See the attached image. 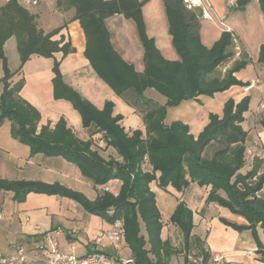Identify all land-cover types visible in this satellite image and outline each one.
<instances>
[{"label":"trees","instance_id":"16d2710c","mask_svg":"<svg viewBox=\"0 0 264 264\" xmlns=\"http://www.w3.org/2000/svg\"><path fill=\"white\" fill-rule=\"evenodd\" d=\"M147 1L58 0L59 8L75 10L74 18L80 21L87 39L85 55L96 74L129 104L139 107L144 103L140 114L145 130L137 128L130 133L121 123L122 116L114 115L112 101H106L102 109L97 108L65 82L60 62L55 60L54 97L72 103L82 117L85 133L90 136L104 133L107 145L118 154L108 158L94 149L91 138H79L64 118L53 128L50 125L38 128L41 114L21 95L24 79L13 80L15 73L9 67L5 42L11 37L17 39L21 66L34 54L53 57L57 52L66 55L75 49L63 36L53 39L60 28L44 32L21 0H8L0 7V59L4 70L0 124L9 120L13 136L29 145L32 155L62 157L75 164L95 186H104L115 179L122 182L117 194L103 189L95 200L58 182L43 180L0 178V192H12L13 200L18 202L25 201L31 192L73 198L89 213L111 223L122 221V236L135 261L171 264L170 258L177 249L162 237L164 223L156 194L151 189L153 182L163 190L172 186L176 191L185 190L191 183L210 186L208 202L218 203L247 221L239 225L223 218L224 224L236 230L251 229L256 235L257 226L264 231V197L257 195L263 189L264 174L255 179L254 171L241 172L246 164L248 137V130L242 124L250 107V94L239 101L228 99L221 114L209 113V121L198 135L180 119L164 124L167 107L198 100L202 95L213 97L235 85H247L249 81L239 79L237 73L250 59L243 50L224 74H218L219 66L236 55L235 36L224 30L213 46L204 45L200 17L186 8L184 0H163L168 31L179 58L165 57L146 31L143 6ZM249 1L237 0L236 9H244ZM258 1L264 17V0ZM115 13L132 19L137 27L144 49L142 72L125 60L112 43L107 19ZM258 61L264 63V43L260 46ZM149 88L164 95L165 104L145 98L144 92ZM140 220L146 235L141 233ZM170 220L183 232L189 251L193 244L190 241L193 210L181 200ZM259 246L264 255L260 242ZM189 255L200 256L188 253L185 264H193ZM201 260L203 264L211 263V253L204 251Z\"/></svg>","mask_w":264,"mask_h":264},{"label":"crops","instance_id":"0c3cea01","mask_svg":"<svg viewBox=\"0 0 264 264\" xmlns=\"http://www.w3.org/2000/svg\"><path fill=\"white\" fill-rule=\"evenodd\" d=\"M7 1L0 0V7ZM236 1L202 0L212 19L200 18L201 40L203 44L210 46L212 42L220 38L222 31H231L235 36L237 49L245 50L240 44L241 40L251 59L257 58L260 46L264 43V17L260 3L258 0H251L244 9L240 10L236 9ZM21 3L35 15L38 26L44 32L48 33L60 28V32L53 39H60L63 36L64 41H69L75 49L66 55L63 52H57L53 57L34 54L21 66L17 39L11 37L5 42L4 49L9 67L15 73L13 80L24 79L21 95L41 114L38 128L45 125H50L53 128L61 118H64L68 127L79 138L84 140L91 138L94 149H98L104 157H118L116 150L107 145L104 133H95L90 136L84 132L82 117L71 102L54 97L53 66L55 60L60 62V70L65 82L97 108L102 109L106 101H112L114 115L122 116L121 123L130 133L137 128H143L142 124L144 123L141 114H139V107L129 104L125 98L117 95L96 74L85 55L86 35L80 21L74 18L75 10L73 8H59L58 0H21ZM143 17L147 34L155 39V43L163 55L169 59H178V53L172 44V36L168 31L169 25L163 0H148L143 6ZM107 26L116 50L125 60L134 64L139 71V68L143 66L144 49L134 21L121 13H115L107 19ZM239 56L240 51L236 52L235 59ZM3 75V63L0 59V96L4 88L1 81ZM237 77L245 82L260 78L258 73L242 75L241 71L237 73ZM262 80L264 81V78ZM252 91L244 93L243 86H233L224 92L216 93L213 97L206 96L207 98L204 99L202 95L198 97V100L184 101L191 103L190 109L197 112V121L193 127V121L183 118L180 120L188 123L191 132L198 135L208 123L209 113L221 114L225 102L230 98L239 101L245 95L250 94L252 99ZM256 91L263 95L259 103H264V89H256ZM210 104H216V106L208 109ZM205 105L207 107L203 111ZM254 112L255 110L249 107L242 124L248 130L247 147L252 143L264 144L263 110L257 112L260 114L259 116L262 115L261 118L257 116L258 121L260 119L259 140L256 138L257 134H253L256 130L251 129L253 123L257 121V119L254 120V115L252 116ZM250 117L252 120L249 119ZM246 163L249 171L256 173L255 179L264 174V161L246 152ZM0 178L43 180L47 183L58 182L83 193L90 200H95L103 189L117 194L122 183L115 179L104 186H95L92 180L82 175L75 164L62 157H49L42 153L32 155L30 146L13 136L9 120L0 124ZM151 189L156 194L162 214L173 213L181 200L193 210L192 237H197L198 230L201 231V228L206 235L204 242L197 245L192 244L188 253L193 250V253L200 255L197 257L199 260L202 259L204 251L221 254L223 260L218 264H264V255L259 246L260 242L263 246L262 250H264V237L257 229L260 226L256 228V235L251 229L235 230L222 223L219 217L239 225L247 224V221H243L242 218L236 216L237 214L235 215L226 208L221 209L215 206L218 210V218L211 217L206 214L205 209H200L201 204L206 201L210 186L201 187L196 183H191L185 190L176 191L172 186L163 190L157 186L156 182H153ZM260 194L264 196V186ZM12 195V192L9 191L0 192V214H2L0 218V252L11 254L16 247L21 245L31 250L33 244L42 239L44 233L57 230L60 247L64 251L73 250L78 255L99 251L116 260L132 256L123 237L118 240L106 236V233L113 229L114 224L98 215L89 213L75 199L31 192L25 201L18 202L13 200ZM161 198L162 206L159 202ZM197 203L199 205L193 207ZM197 219H199L198 222ZM162 237L172 247L184 240L183 232L176 225L166 224L165 226L164 224ZM181 259L172 256L170 263L185 264V260L182 262ZM29 264L36 263L30 260Z\"/></svg>","mask_w":264,"mask_h":264},{"label":"built area","instance_id":"2783aa9c","mask_svg":"<svg viewBox=\"0 0 264 264\" xmlns=\"http://www.w3.org/2000/svg\"><path fill=\"white\" fill-rule=\"evenodd\" d=\"M36 3V1H34ZM184 4L188 10L197 12L202 19H212L209 11L204 7L202 0H184ZM253 89H264V81L258 78L252 79L243 86L244 93H250ZM264 109V103L260 105ZM247 154L254 155L255 158L264 161V147L258 143H252L247 147ZM257 195L263 196L260 192ZM264 197V196H263ZM2 214H0V218ZM112 230L106 233L111 239H121L123 223L116 220ZM57 230H51L44 233L42 239L37 240L31 250L26 246H18L11 254L0 252V264H29L30 260L36 264H140L133 258L116 260L108 257L102 252L92 251L85 255H78L75 251H64L60 247L57 237ZM189 260L193 264H203L202 260L189 255ZM223 260L221 254H211V263L218 264Z\"/></svg>","mask_w":264,"mask_h":264},{"label":"rangeland","instance_id":"374dc122","mask_svg":"<svg viewBox=\"0 0 264 264\" xmlns=\"http://www.w3.org/2000/svg\"><path fill=\"white\" fill-rule=\"evenodd\" d=\"M238 40H240V39H238ZM214 43H215V41L214 42H212L211 44H210V46H208V47H211V46H213L214 45ZM240 44H241V46L245 49V51H246V48L244 47V45L242 44V42H241V40H240ZM205 45V44H204ZM236 45V44H235ZM207 46V45H206ZM241 50L242 49H237V45L235 46V52H241ZM243 51V50H242ZM247 52V51H246ZM248 56H249V59H250V62L247 64V66L245 67V68H243L242 70H241V74L242 75H245V74H256V73H258V75H259V77L260 78H258L259 80H261L262 81V79L264 78V63H260L259 61H258V56H259V54H258V56H257V58H253V59H251V56L248 54ZM234 60H235V56L233 57V58H231L230 60H228V61H226V62H224L223 64H221L220 66H219V69H218V74H224L225 73V71L232 65V63L234 62ZM140 67V66H139ZM144 70V63H143V66L141 67V68H139V71L140 72H142ZM236 87H239V85H235ZM244 92V91H243ZM204 97V99H206L207 97H206V95H203ZM252 99H251V102H250V107H251V109H254L255 110V112L252 114V116L254 115V120H256L258 117L257 116H259L260 114L259 113H257V112H259V111H261V110H263V119H264V109H261V107H260V105H261V103H259V101H260V99H261V97L263 96V95H261L260 93H258L257 91H256V89H254L253 91H252ZM144 97L145 98H147V99H152V100H154V101H156V102H158V104H160V105H163V104H165V102H166V97L164 96V95H162V94H160L158 91H156L155 89H152V88H149V89H147L145 92H144ZM190 104L191 103H182L181 105H178V106H172V107H167V109H166V114H165V116H164V119H163V122H164V124H171L174 120H177V119H186L187 121H193L192 123H193V127H194V125L196 124V121H197V112H195L194 110H191L190 109ZM143 105H144V103L142 104L141 103V105L139 106V114H140V109L143 107ZM214 106H216V104H210V106L208 107V109H210L211 107H214ZM205 107H207L206 105L204 106V108H203V111L205 110ZM202 111V112H203ZM255 116H256V118H255ZM261 116H259V118H261ZM250 120H252V118L250 117L249 118ZM251 122V121H250ZM259 123H260V119H259V121H258V119H257V121H255V123H253V125L251 126V129H255L256 131L255 132H253V134H257V140H259L258 138H260L259 137V135H258V132H259ZM251 124V123H250ZM142 126H143V128H142V130H145V126H144V124H142ZM193 129H195V128H193ZM250 137H251V135H250ZM261 146L262 147H264V144H261ZM247 164V163H246ZM246 164H245V166L241 169V172L242 173H247L250 169L246 166ZM210 192V191H209ZM209 192L207 193V195H206V201L205 202H203V204H201V206H200V209H205L206 210V214H209L211 217L212 216H215V217H217L218 218V210H217V208L216 207H219V208H226V207H224V206H221V205H219L218 203H215V202H208L207 201V199H208V196H209ZM177 195V194H176ZM159 202H160V205L162 206V203H163V201H162V198L159 200ZM197 205H199L198 203L197 204H195L193 207H197ZM216 206V207H215ZM227 210H230V209H228V208H226ZM231 212V211H230ZM196 213V212H195ZM200 214H201V212H199ZM171 215H172V212H169L168 214H162V220H163V223L165 224V226H166V224H168V225H175L171 220H170V217H171ZM236 215V214H235ZM236 216H239L240 218H242V220L243 221H245L246 219L243 217V216H241V215H236ZM222 217L220 216L219 217V220L222 222V223H224L223 221H222ZM199 221V219H197V222ZM201 226H203V225H201ZM231 228H233L232 226H230ZM140 228H141V233L142 234H145L146 233V230H145V226H144V223L142 222V220H140ZM234 229V228H233ZM258 229V231L263 235V237H264V231H262V229L260 228V227H258L257 228ZM236 230V229H235ZM205 235H206V233L203 231V228H201V231L200 230H198V233H197V237H191V243H195V245H197V244H199V243H203L204 242V240H205ZM175 249H177V252L176 253H174V254H172V256H175L176 258H178V259H180V258H182L181 259V261L183 262L184 260H186V258H187V254H188V252H187V250H186V246H185V241L184 240H182L181 241V243L180 244H177L175 247H174ZM193 253V250H191V254ZM171 256V257H172ZM171 259V258H170Z\"/></svg>","mask_w":264,"mask_h":264}]
</instances>
